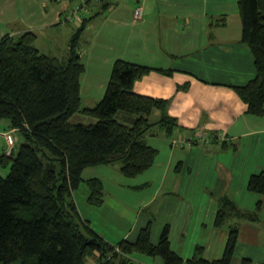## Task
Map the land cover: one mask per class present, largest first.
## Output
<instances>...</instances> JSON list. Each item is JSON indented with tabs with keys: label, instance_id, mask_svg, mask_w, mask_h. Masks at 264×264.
Here are the masks:
<instances>
[{
	"label": "crops",
	"instance_id": "crops-1",
	"mask_svg": "<svg viewBox=\"0 0 264 264\" xmlns=\"http://www.w3.org/2000/svg\"><path fill=\"white\" fill-rule=\"evenodd\" d=\"M79 1L0 0V40L31 31L41 53L65 59L71 35L84 19L65 20V15ZM91 2L93 15L77 48L84 66L81 107L96 106L113 63L123 60L155 69L135 82L134 91L167 99L168 113L178 127L166 134L156 126L145 137L158 153L153 165L135 177L125 179L118 164L84 168L72 192L81 218L112 245L134 241L147 225L151 241L157 243L168 226L170 248L183 260L202 248L204 259L213 261L222 257L227 241V228L214 225L218 201L227 196L256 214L255 219L232 220L238 224L233 263L239 264L244 257L261 263L264 206L259 210L256 206L264 196L249 191L247 182L264 171V115L248 114L232 88L255 76L253 54L241 40L238 0ZM136 7L143 11L138 19L133 17ZM78 114L72 116V123H84ZM1 122L3 148L1 134L11 130ZM94 178L104 188L99 206L88 203L87 181ZM130 258L140 264H160L140 253Z\"/></svg>",
	"mask_w": 264,
	"mask_h": 264
},
{
	"label": "trees",
	"instance_id": "trees-1",
	"mask_svg": "<svg viewBox=\"0 0 264 264\" xmlns=\"http://www.w3.org/2000/svg\"><path fill=\"white\" fill-rule=\"evenodd\" d=\"M238 7L241 40L253 54L255 76L232 88L248 114L262 116L264 0H238ZM92 15L71 35L65 59L41 53L31 31L0 40V122H6L21 139L16 149L13 145L9 153L4 149L0 154V166L9 167L8 174L0 176V264H140L130 258L133 253L159 258L160 264H233L238 224L232 220L255 219L256 214L241 209L227 196L219 199L214 219L216 227L227 228V241L222 257L213 261L204 259L202 248L183 260L170 248L168 226L157 243L151 241L147 225L134 241L112 245L81 218L72 192L81 182L84 168L118 164L123 176L135 177L153 165L158 153L147 145L146 135L154 133L156 126L166 134L178 127L176 118L168 113L167 99L134 91L135 82L155 69L123 60L113 63L105 93L96 106L81 107L84 66L77 48ZM77 113L89 121L72 123L70 119ZM87 185L88 203L101 205L102 181L90 179ZM247 189L264 196V171L249 178ZM262 206L264 201L258 202L257 210ZM239 264L255 263L244 257Z\"/></svg>",
	"mask_w": 264,
	"mask_h": 264
},
{
	"label": "built area",
	"instance_id": "built-area-1",
	"mask_svg": "<svg viewBox=\"0 0 264 264\" xmlns=\"http://www.w3.org/2000/svg\"><path fill=\"white\" fill-rule=\"evenodd\" d=\"M82 1L84 4L81 6H77L75 9H72L67 15H65V20H75L78 17L83 19V18L88 17L91 14L90 13V7L87 6V4H88L87 1H85V0H82ZM94 1H96V0H94ZM80 10L82 13H80ZM142 14H143V11H142V8H140V7H136L133 11V17L135 19L140 18L142 16ZM12 132L13 131H8V132L6 131V132H3L1 134V136H3V138L5 139V141L7 143V148H6L7 153L10 152V150L12 149L14 142H15V139H14V136L12 135Z\"/></svg>",
	"mask_w": 264,
	"mask_h": 264
},
{
	"label": "rangeland",
	"instance_id": "rangeland-1",
	"mask_svg": "<svg viewBox=\"0 0 264 264\" xmlns=\"http://www.w3.org/2000/svg\"><path fill=\"white\" fill-rule=\"evenodd\" d=\"M92 1H94V0H92ZM84 3H83V1H79V3H77L76 4V6H81V5H83ZM87 6L88 7H90V13H92L93 11H94V6H93V4H92V2H89L88 4H87ZM80 13H82L81 12V10H80ZM78 115H80V117H82V119H84V121L83 122H88L89 121V118H87V117H85V116H83L82 114H78ZM77 121L79 120V118H77L76 119ZM1 123H3V122H1ZM1 127V126H0ZM13 136H14V139H15V143H14V147H15V149L19 146V143L21 142V139H19V134L18 133H13L12 134ZM148 135V134H147ZM146 135V136H147ZM19 139V140H18ZM4 140V147L3 148H0V154L2 153V151L4 150V149H6L7 148V143H6V141H5V139H3ZM118 166V165H117ZM9 169V167L7 168V169H4V167H1L0 166V176H5V175H7L8 174V170ZM124 178H125V176H124ZM125 179H128V177H126ZM156 259H158V261H159V263H161V260L159 259V258H156ZM90 263H91V261H90ZM233 264H235V263H233Z\"/></svg>",
	"mask_w": 264,
	"mask_h": 264
},
{
	"label": "clouds",
	"instance_id": "clouds-1",
	"mask_svg": "<svg viewBox=\"0 0 264 264\" xmlns=\"http://www.w3.org/2000/svg\"><path fill=\"white\" fill-rule=\"evenodd\" d=\"M92 14V13H91Z\"/></svg>",
	"mask_w": 264,
	"mask_h": 264
}]
</instances>
